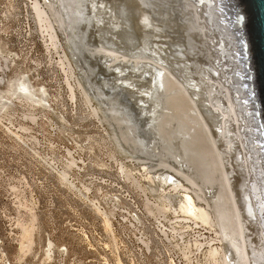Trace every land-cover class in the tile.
Returning a JSON list of instances; mask_svg holds the SVG:
<instances>
[{
	"label": "rangeland",
	"instance_id": "1",
	"mask_svg": "<svg viewBox=\"0 0 264 264\" xmlns=\"http://www.w3.org/2000/svg\"><path fill=\"white\" fill-rule=\"evenodd\" d=\"M33 1L38 0H0V264H201L200 261L209 264L205 261L208 243L198 250L192 242L195 233L188 226L192 221L180 219L178 222L173 209L159 208L164 205L160 195L175 197L180 191H186L184 188L179 192L171 191L158 181L161 173L175 171L172 167L158 165L155 156L146 158L149 146L161 145L158 124L168 111L165 109L166 96L164 99V93L154 80L155 71L161 66L156 52L160 46L166 48L160 51V57L174 68L179 61L172 57L174 52L165 41H174V45L179 43V46L184 41L177 32L174 7L167 10L170 26L167 23V28L156 34L154 25L146 30L140 26V9L135 1H130L127 15L131 25L125 24L120 29L132 31L136 41L130 48L119 39V57L113 59V56L95 51L104 38L101 26L81 25L73 31L57 21L53 23L52 12L46 6L52 18V30L39 22ZM48 1L38 2L44 5ZM149 10L154 23L166 20L158 14V6ZM82 30L86 34H81ZM49 33L55 38L51 39ZM82 36L84 40L80 39ZM195 42L200 46L197 39ZM136 49L146 50L148 57L142 59L145 64L133 70L131 62L135 58L127 53H137ZM199 55L198 68L206 61L203 53ZM189 56L187 54L188 64ZM105 67L114 69L109 71ZM181 75L185 80H201L195 71H183ZM192 83L190 80L188 86L193 92L198 87ZM138 84L143 94L139 87L136 89ZM144 89L150 94L148 99ZM142 97L149 102L141 100L142 104H137ZM194 98L202 110L201 99ZM142 105L146 107H142L143 111ZM117 118L123 123L118 125ZM177 129L173 132V144L168 145L169 153L165 154L173 164L178 161L172 156L180 154L182 159H179L184 163L181 141L189 135L180 126ZM125 131L134 137L135 143L132 140L127 143ZM172 145L175 146L172 148ZM236 183L234 181V185ZM154 185L159 190L155 191ZM212 189L210 194L216 191L215 188L209 190ZM174 197L172 204L176 203ZM24 227L31 229L29 249L22 248L21 244ZM197 230L207 232L206 236H216L214 231ZM199 238L203 241L204 237Z\"/></svg>",
	"mask_w": 264,
	"mask_h": 264
},
{
	"label": "bare ground",
	"instance_id": "2",
	"mask_svg": "<svg viewBox=\"0 0 264 264\" xmlns=\"http://www.w3.org/2000/svg\"><path fill=\"white\" fill-rule=\"evenodd\" d=\"M38 1H33L34 3L32 5L34 7V10L36 11V16L39 22L47 28L51 29L53 27L52 18L54 19L53 23L57 21L61 26L64 25L67 28L70 26V28H73L75 26V28L77 27L78 29V27L81 25H85L88 27L91 25H95L99 28L101 26L100 29L104 31V38L103 41L98 42V45L95 47V51H97L98 53L102 52L106 56H113V59H117L119 57L118 51L121 48V45L119 44V39L124 41L125 44L128 45L130 48H132L136 41L134 33L132 31L120 29L125 24L131 25V20L127 15V12L129 11L128 5L130 4V1H135L138 4V6L136 7H139L140 9V13L138 15V18L140 20V26L146 30V28L154 25V30L156 31V34H160L161 31L167 28L165 26L168 23L167 17H169L167 10L170 7H174L173 9L176 11L178 20L176 24L178 28L177 32H179L181 38H184V41H182V44L180 46L179 43H176V45H174V41H165L167 42V47L174 52V55L172 54V57L175 56L174 58L179 61L178 64L174 66V68L166 65L164 63V57H160V51L164 49L163 46H160L159 50L156 52L158 54V59L160 60L161 66L157 68L158 70L156 69V78H154V80H156L158 84L157 86L162 90V93H164L163 97L166 96L167 105L165 104V109H167L168 111L167 113L165 112V114H163V120H158V122L160 121V124H158L160 130L157 131H159L160 135L159 141L162 140L160 142L161 145L159 147L151 144V146H149L147 144V146L149 147L146 149V158L150 159L152 156H155L158 158L157 160H155L154 158L155 162H158V165L164 167H172L175 171H172L171 173H161V175H159L158 181H160L161 183H165L168 186V189L171 191L179 192L180 188H184L186 191H180L178 195L176 194V201H174L175 197L173 195L161 193L162 195H160L159 197L164 198V200H162L164 205H159L160 207H157H162L161 209H173L174 218L177 219L178 222H181L180 219L192 221L190 223L191 225L188 226L191 229H194L193 233H195V239H193L194 241L192 240L194 246H196L199 250V248H202L205 242L208 243L205 258V261L207 263L264 264V150L259 147L261 142L257 140L256 144H254V140H250L249 131L251 129H254L253 121L249 120L246 114H244V110L246 108L244 107L243 103L239 101V97L245 99L247 97H245V94H243L244 92L239 88H233L230 86V81L232 79L231 68L233 63L230 59L233 57L237 58V55L233 53V50L234 52L237 51V47L236 43H232L235 42L234 34L229 29L227 19L224 17V14L221 13V11L219 10V0H50L44 5ZM89 3L91 4L90 7H88ZM46 6L52 12V18L45 9ZM156 6H158L160 9L158 14L162 17L164 16L163 18L166 19L165 21H163V23L160 21V23L157 21L159 24L154 23V20L151 17L152 14L151 10L149 9L154 8ZM167 25L170 26V23H168ZM44 26L42 28H44ZM75 28H73L72 30L75 31ZM139 31L141 32V29ZM49 34H51V39L55 38L52 33ZM81 34H86V31ZM194 37L197 39L198 43H200V46L199 44L198 46L195 45L197 43L195 42L196 39ZM81 38H83V36L80 37V39ZM51 39H49V41ZM56 39H58L57 36ZM84 39L85 38H83V40ZM53 41L56 42L55 40ZM148 44H150V42ZM197 48H199V50ZM138 49L136 50L138 51ZM145 51H138L139 53L134 52V54H130V52L127 53L129 57L135 58L133 60V63L130 61L132 68L134 67L135 70L138 66L141 67L140 64L142 63V59L148 57V54H146ZM200 52L203 53L206 58V61H204L205 65H199L198 68L196 66L198 65L196 64V61L198 62ZM187 54L188 56L190 55L189 64L192 63V66L195 65V67L197 68H195L194 66L192 68L191 65V67L189 66L187 61ZM92 56L94 57V54H92ZM156 56L157 55H155V57ZM91 58L90 60H92ZM109 59L110 58L107 59L108 62L110 61ZM161 60H163V62ZM119 61L120 60H118V62ZM98 63L102 65L101 62ZM98 63H96V65H98ZM121 65L124 64H122L121 62ZM127 65L129 66V64ZM152 65L154 66V64ZM116 66L114 65V67ZM145 66L143 65L144 69ZM148 66L151 67V65ZM236 66L238 67V65ZM123 67L121 68L123 69ZM112 69L114 68H110V70ZM126 69L128 71V68ZM99 71H101L102 73V70ZM183 71L185 73H189V71H195L196 73L200 74L201 80L196 81L194 78L192 79L191 77V79L188 80L182 79L181 73H183ZM105 73L107 72L105 71ZM117 73L118 72H116V74ZM141 73L142 72H140V74ZM140 74L137 73V75ZM117 75L119 76V74ZM126 76H128V73L126 74ZM126 76L125 78H127ZM194 76L196 75L194 74ZM119 79L121 80V78ZM190 80L193 82L192 86L198 87V89L194 88L193 92L189 91L190 87L188 86V84L190 83ZM134 83L135 82H133V85ZM118 84H120L119 81ZM138 85L136 89L138 87L139 89H141L142 86L140 87V84ZM116 87H118V85ZM120 87L122 89V86ZM154 89L155 87H153V90ZM142 90L143 89H141L140 91L142 92ZM145 90L146 89H144V91ZM133 92L135 93V91ZM146 95H144L146 98L150 97L149 92L148 94L146 93ZM120 96L122 95L120 94ZM194 96H197L199 99H201V101L199 99L198 101L201 102L199 103L203 108L202 110H200V108L198 107V102L196 98H194ZM119 99L121 103H124V99L121 100L120 97ZM139 99L137 104H142L141 100L147 101V99L143 98L140 99L141 103H139ZM147 102H149V100ZM142 107L145 106H141V109L143 111V109H145L146 107ZM207 111H209L210 113H208ZM116 114L117 113H115V116ZM183 118H185L186 120H183ZM117 119L119 123H116L119 125L122 120H119V118ZM140 119L143 118L140 117ZM178 126L183 128L184 130H187L189 135L187 133L188 136L186 135L187 138H184L185 141H181V144L182 142L184 143V163H182L183 161H180V159H182L180 154L179 156H172L174 159H176L175 162L178 161V164H173L174 162L170 163L168 161L169 158L167 159L168 156L165 157V154L168 151V145L173 144V132L178 131ZM119 129L121 128L119 127ZM127 132L128 131H125V135L122 133L125 136L124 139L129 140L127 141V143L130 142V140L135 143V140L133 139L134 137H132V135ZM174 134L176 135L177 133ZM176 136L178 137V135ZM181 139H183L182 136ZM219 141H221V144L219 143ZM130 144L132 145L133 143ZM130 144L126 145L130 146ZM174 146L172 145V148ZM158 147L162 149H158ZM179 153L180 152H178V154ZM175 154L177 153L175 152ZM234 181H236L238 184L236 183L237 185H234ZM154 186L155 191L159 190L158 188L156 189L157 185ZM161 187L162 190H165L163 185ZM211 188H215L214 190H216L213 194H210V192H213V189L212 191L209 190ZM172 197H174L173 201L176 202L175 204H172ZM162 201L160 202L162 203ZM157 202L159 203V201ZM157 213L158 212H156L155 215H157ZM201 227L203 228V230H209V232L214 231L216 236L210 237L205 235V233L207 232L203 233L200 230L196 231V228L202 229ZM23 230V238L25 240L23 239L21 243L22 248L29 249L32 240L31 229L30 227H24ZM200 236H202V238L204 237L203 241H200ZM217 240L220 243H215V241ZM186 255L188 254L186 253ZM191 255L192 254H190V256ZM200 262L202 264V261Z\"/></svg>",
	"mask_w": 264,
	"mask_h": 264
},
{
	"label": "water",
	"instance_id": "3",
	"mask_svg": "<svg viewBox=\"0 0 264 264\" xmlns=\"http://www.w3.org/2000/svg\"><path fill=\"white\" fill-rule=\"evenodd\" d=\"M219 7L237 47V51L233 50L237 58L230 59V86L239 88L247 97H239V101L246 108L244 114L253 121L250 140L254 144L261 142L259 147L264 150V0H219Z\"/></svg>",
	"mask_w": 264,
	"mask_h": 264
}]
</instances>
